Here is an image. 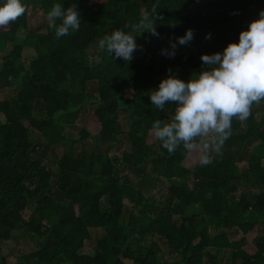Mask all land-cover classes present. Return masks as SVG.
Wrapping results in <instances>:
<instances>
[{
	"label": "trees",
	"instance_id": "16d2710c",
	"mask_svg": "<svg viewBox=\"0 0 264 264\" xmlns=\"http://www.w3.org/2000/svg\"><path fill=\"white\" fill-rule=\"evenodd\" d=\"M22 2L25 13L0 26V85L16 88L0 100V247L28 237L36 247L15 255L14 264H264V236L244 245L245 235L264 226V99L247 119L233 117L218 151L192 169L183 165L182 148L168 153L158 140L148 142L152 122L174 107L156 109L148 91L169 74L194 78L200 55L237 41L264 0ZM73 2L79 31L56 38L48 22L43 32L30 31L29 8L45 14L55 3ZM153 7L159 38L136 36L131 61L97 48L104 35L128 31ZM189 28L190 43L178 45L174 57L161 55ZM23 49L34 51L28 63ZM80 112L97 134L69 132ZM122 141L125 149L118 148ZM56 147L62 152L51 169L43 152ZM148 187L158 200L144 194ZM93 230L101 234L83 253ZM230 231L240 238L230 239ZM0 264H8L1 248Z\"/></svg>",
	"mask_w": 264,
	"mask_h": 264
},
{
	"label": "clouds",
	"instance_id": "9594fccd",
	"mask_svg": "<svg viewBox=\"0 0 264 264\" xmlns=\"http://www.w3.org/2000/svg\"><path fill=\"white\" fill-rule=\"evenodd\" d=\"M25 11L22 0H0V26L15 22ZM44 15L56 38L80 30L81 14L74 2L66 8L55 3ZM155 18L158 14L153 7L151 14L141 17L128 31L114 29L104 35L97 48L113 58L131 61L139 47L136 36L148 32L159 38L153 26ZM210 38L207 33L205 39ZM192 39V29H186L160 50L161 55L174 57L177 46ZM199 59L202 68L194 78L182 80L169 74L148 91L156 109L166 113L165 105L174 106L166 119L152 122L150 131L168 153L198 148L200 162L207 163L210 152L218 151L230 135L232 118L247 119L251 105L264 99V9L238 33L237 41L227 43L222 51L202 53Z\"/></svg>",
	"mask_w": 264,
	"mask_h": 264
},
{
	"label": "rangeland",
	"instance_id": "374dc122",
	"mask_svg": "<svg viewBox=\"0 0 264 264\" xmlns=\"http://www.w3.org/2000/svg\"><path fill=\"white\" fill-rule=\"evenodd\" d=\"M27 20H28V26H29L30 31H32V32H43L44 31L45 24L47 23V20L45 18L44 13L41 10L35 9V8H29L27 11ZM9 47H10V45L8 46V49H9ZM4 54H5V52L0 53V61H1L2 56ZM21 55H22L23 61H25V63H28L30 61L31 57L34 55V51L32 49H23ZM91 56L94 59V57H95L94 53H92ZM15 92H16V88L3 87L0 85V100L9 98L10 96L14 95ZM259 114H260V112L256 113L257 116ZM88 117L89 116L86 112H80L79 113V116H78L76 123L74 124L73 127L69 128V132L72 133L74 137L77 136V133H78L80 128L86 129L92 135L97 134V132L99 131L98 126L95 123H93ZM122 117H123V114H121V116H120L121 121L123 122ZM154 139L155 138L150 133V135L148 137V142H152ZM93 142H94L93 138L87 139L86 147H89ZM126 147H127V145H126L125 141H122L120 143V145L118 146V148H120V149H123V148L125 149ZM114 149H117V148H114ZM61 152H62V148H60V147H56L53 149H46L43 152L45 154L43 156V161L46 162V164L49 168L54 169L55 168V160H56V158H58L61 155ZM212 152H214V151H212ZM199 163H200V160H199V149L198 148L192 150L191 152H187V155L183 160V165L186 168L192 169L196 164H199ZM124 173L127 174L128 177L133 182H135L138 179L137 176L131 172L124 171ZM124 173H122V174H124ZM147 176H148V174H144L143 175L144 179H146L145 177H147ZM147 185L148 184H146L145 186H147ZM150 191L154 194L155 199L158 200L159 199V193H158L157 189L152 190L150 187H148L144 191V194L150 193ZM28 214L29 213L27 211H25L23 213V217L27 218ZM100 234H101L100 230H93L91 232L92 239H91V241L84 243V247L82 250L83 253H90L89 251L93 245L94 240L97 237H99ZM229 236H230V239L235 240V239L240 238L241 234L238 231H230ZM256 236H264V226H261L258 224L254 227V229L251 232H249L247 235H245L244 236V245L249 246V245L253 244ZM35 245H36V243H35L34 239H31L28 237V238H21L18 240H10L7 243L1 245L0 248L6 256L7 263L8 264H14L15 255H17L18 253L31 252L35 249V247H36ZM166 259H171V257L168 256Z\"/></svg>",
	"mask_w": 264,
	"mask_h": 264
}]
</instances>
